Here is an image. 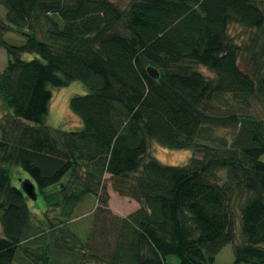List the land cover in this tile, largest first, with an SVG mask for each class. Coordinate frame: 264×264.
Wrapping results in <instances>:
<instances>
[{
	"label": "trees",
	"instance_id": "trees-1",
	"mask_svg": "<svg viewBox=\"0 0 264 264\" xmlns=\"http://www.w3.org/2000/svg\"><path fill=\"white\" fill-rule=\"evenodd\" d=\"M0 9V264H168L170 255L214 264L236 222L229 264H264V38L249 44L248 73L228 35L231 24L262 33L264 0H0ZM7 31L24 43H7ZM74 81L87 88L69 100L81 126L50 127L51 88ZM152 142L191 156L164 165ZM15 168L28 175L17 184ZM107 182L138 208L106 217ZM86 195L96 225L82 241L68 224Z\"/></svg>",
	"mask_w": 264,
	"mask_h": 264
},
{
	"label": "rangeland",
	"instance_id": "rangeland-1",
	"mask_svg": "<svg viewBox=\"0 0 264 264\" xmlns=\"http://www.w3.org/2000/svg\"><path fill=\"white\" fill-rule=\"evenodd\" d=\"M114 3L118 4L121 7H124L129 0H111ZM3 11L0 9V15ZM228 35L231 37L232 41L236 44H239L243 50L241 57L239 58L238 65L239 67L250 73V64L248 60L249 56V44L251 40L257 36L258 37V45L261 44L264 38V30L261 33V30L258 29H249L237 24H231L228 28ZM2 38L9 44L12 45H21L25 41V37L18 32L15 31H7L4 32ZM245 46H248L246 49ZM245 48V49H243ZM35 54L25 53L22 55L24 59H31L35 57ZM7 61V55L4 48L0 47V71L5 67ZM197 69L206 77H213V73L209 71L207 68L203 66H198ZM52 100L49 106L48 113L46 115V124L53 128H60L65 131H72L78 129L81 126V121L77 115H75L69 106V100L71 97L75 95H83L87 93V88L79 83V82H70L68 85L60 88H51ZM3 112V108L0 105V114ZM223 133V132H221ZM149 153L151 156L155 157L159 162L164 165H184L187 163L191 153L188 149H166L157 145L155 142L150 143ZM264 160V155L262 156ZM19 171L15 174V177L12 173V181L17 184L18 179L27 178L28 175L22 170L15 168ZM67 176H64L63 180L66 179ZM111 208L109 213H106V217L110 218L112 216L123 217L129 214L134 206V201L130 200L127 197L119 196L115 193L110 185V182H107L106 185ZM29 205L31 206L32 211L34 212V216L36 218H41V212L44 211V204L40 197H38L34 201H29ZM109 206V207H110ZM95 199L91 195H86L83 200L78 204L75 209L74 216L76 218L73 222L69 223V228L74 231L77 237L80 240H85L87 234L90 233L92 228L96 225L93 217V213H95ZM122 214V216L117 215ZM48 215L54 216L53 212H48ZM235 238L232 243H228L224 245L221 250L214 257V264H229L233 261V248L234 245L239 244L241 242L240 236V228L238 222L235 224ZM111 235L107 239H110ZM32 251L35 252V246H31ZM22 258V257H21ZM166 261L168 264H177L178 260L174 256H167ZM59 263H66L67 259L62 254L59 256ZM14 264H27L24 259H20L17 256Z\"/></svg>",
	"mask_w": 264,
	"mask_h": 264
},
{
	"label": "water",
	"instance_id": "water-1",
	"mask_svg": "<svg viewBox=\"0 0 264 264\" xmlns=\"http://www.w3.org/2000/svg\"><path fill=\"white\" fill-rule=\"evenodd\" d=\"M151 74H153V73L151 72ZM154 75L157 76L156 74H154ZM20 188L22 189V191L25 193V195L29 199H31L33 201L36 199L35 187H34V185H33L32 182H30V181H24V182H22Z\"/></svg>",
	"mask_w": 264,
	"mask_h": 264
},
{
	"label": "crops",
	"instance_id": "crops-1",
	"mask_svg": "<svg viewBox=\"0 0 264 264\" xmlns=\"http://www.w3.org/2000/svg\"><path fill=\"white\" fill-rule=\"evenodd\" d=\"M109 196H110V194H109ZM130 200H131V199H130ZM133 201H134V200H133ZM133 203H134V206H133V208L131 209L132 211L135 210L136 208H138V206H139L135 201H134ZM110 208H111V206H110ZM116 213H117V215L122 216V214H119L118 212H116Z\"/></svg>",
	"mask_w": 264,
	"mask_h": 264
},
{
	"label": "bare ground",
	"instance_id": "bare-ground-1",
	"mask_svg": "<svg viewBox=\"0 0 264 264\" xmlns=\"http://www.w3.org/2000/svg\"><path fill=\"white\" fill-rule=\"evenodd\" d=\"M31 201H33V200H31ZM136 202V201H135ZM137 203V202H136ZM138 204V203H137ZM78 206V205H77ZM96 206H97V204H96V202H95V207L94 208H96ZM107 206H108V208H110L109 206H110V203L109 202H107ZM137 209V208H136ZM221 250V249H220Z\"/></svg>",
	"mask_w": 264,
	"mask_h": 264
}]
</instances>
